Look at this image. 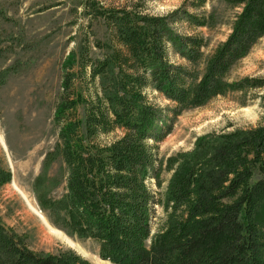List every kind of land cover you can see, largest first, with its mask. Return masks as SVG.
Returning a JSON list of instances; mask_svg holds the SVG:
<instances>
[{
	"label": "trees",
	"instance_id": "trees-1",
	"mask_svg": "<svg viewBox=\"0 0 264 264\" xmlns=\"http://www.w3.org/2000/svg\"><path fill=\"white\" fill-rule=\"evenodd\" d=\"M207 1L183 0L163 15L140 4L79 2L89 23L78 52L66 57L53 113L57 139L34 184L47 189L37 201L52 222L95 243L98 256L112 264H264V113L255 124L208 132L164 162L158 157L184 109L264 90V76H229L264 36V0H224L238 9L225 39L204 56L207 40L175 26L214 25V11L195 12ZM94 19L111 34L105 44L89 40ZM77 59L78 79L92 86L91 96L73 87ZM153 92L168 103L152 100ZM117 129L120 135L102 139ZM58 160L64 183L55 197L47 176ZM10 180L0 166V186ZM0 258L2 264H93L72 248L30 251L1 224Z\"/></svg>",
	"mask_w": 264,
	"mask_h": 264
},
{
	"label": "rangeland",
	"instance_id": "rangeland-1",
	"mask_svg": "<svg viewBox=\"0 0 264 264\" xmlns=\"http://www.w3.org/2000/svg\"><path fill=\"white\" fill-rule=\"evenodd\" d=\"M99 1L105 8L137 7L140 4L144 12L163 15L179 7L183 0ZM79 2L0 0V72L9 68L0 84V166L11 173V180L0 186V224L22 240L30 251L46 253L72 248L93 264H112L98 256L95 243L69 235L52 222L54 215L48 209H42L37 201V192L48 193L47 189L35 188L34 184L45 153L57 139L58 127L53 122V113L62 89L66 57L72 50L75 54L78 52L89 23L78 7ZM237 9L226 5L224 0H208L195 12L207 15L214 11L217 20L214 25L193 29L178 23L175 28L203 36L207 40L203 48L204 56H207L218 42L225 39L229 22ZM88 30L92 42L105 44L110 39L111 34L101 20L94 19ZM94 51L98 52V49L92 48V53ZM77 68L78 59L71 68L73 87L91 96L93 88L81 84ZM245 75L264 76V36L229 76L234 79ZM263 93L264 90L250 91L245 96L228 93L203 106L184 109L174 120L171 132L159 144V160L164 162L169 154L190 149L198 137L213 130L229 124L257 123L264 113ZM150 97L158 104L168 103L155 92ZM120 134L117 129L102 139L109 140ZM168 176V172L162 173L164 180ZM47 178L49 194L59 196L64 183L61 161L49 169Z\"/></svg>",
	"mask_w": 264,
	"mask_h": 264
}]
</instances>
